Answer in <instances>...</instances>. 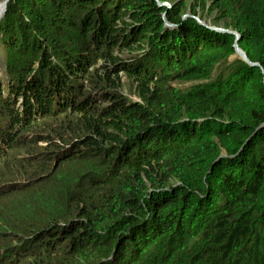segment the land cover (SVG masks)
Here are the masks:
<instances>
[{
    "label": "trees",
    "instance_id": "trees-1",
    "mask_svg": "<svg viewBox=\"0 0 264 264\" xmlns=\"http://www.w3.org/2000/svg\"><path fill=\"white\" fill-rule=\"evenodd\" d=\"M164 1L8 0L0 264H264V0Z\"/></svg>",
    "mask_w": 264,
    "mask_h": 264
},
{
    "label": "rangeland",
    "instance_id": "rangeland-1",
    "mask_svg": "<svg viewBox=\"0 0 264 264\" xmlns=\"http://www.w3.org/2000/svg\"><path fill=\"white\" fill-rule=\"evenodd\" d=\"M178 1H182V0H165L163 3L170 6L175 4ZM186 2V9L183 13V18L188 19L190 17L195 18L196 20H199V22L201 21V24L206 25L207 27L213 28L215 30L217 29H223L227 32L233 33L236 35V31L232 28V27H227L225 26L224 22L222 21H218L215 22L214 17L216 16L215 12H211L210 9L208 8H203L201 6H197L195 4L194 0H184ZM196 5V8L198 10V15L194 16L191 12V10L189 9L190 7H193ZM165 14H163L164 16ZM204 16L205 18L201 17ZM165 24H167V22H165ZM241 49V48H240ZM3 58H4V50H3V46L0 43V75H4L5 72V66H4V62H3ZM235 60H244L239 53L234 54L231 59L229 60V62L235 61ZM147 62V61H145ZM148 63V62H147ZM149 67H152L153 65L148 64ZM226 67V64H222L221 67H219L216 72L223 70ZM122 76V92L124 94V96H126L127 98L134 100V101H141V98L138 95V89H137V85L135 83H133L130 79H128V77H126L123 73ZM172 76H177L176 73H173ZM174 78H171L170 80H173ZM167 82V81H166ZM206 82V80H200V79H193V78H186L183 80H176L173 82H167V84L171 85L172 87L178 86L181 89L187 90L188 87L195 85V84H200ZM169 85H166L164 90H168ZM160 93H163L162 90H160ZM163 95V94H162ZM165 95V94H164ZM6 111H0V123H2L4 120L7 121L9 119V116L7 114V109H10V104H3ZM11 110V109H10ZM5 116L6 119H5ZM9 132H7L8 135ZM47 142L45 141H39L37 146L40 147H47ZM8 198H4L2 200H0V215L4 214V213H9L10 209L11 210H15L16 207L19 205L17 202V198L13 197V195H9L7 196Z\"/></svg>",
    "mask_w": 264,
    "mask_h": 264
},
{
    "label": "water",
    "instance_id": "water-1",
    "mask_svg": "<svg viewBox=\"0 0 264 264\" xmlns=\"http://www.w3.org/2000/svg\"><path fill=\"white\" fill-rule=\"evenodd\" d=\"M7 2H8V0H4L3 11H2V13H0V21L2 20L4 14H5L6 10H7ZM0 6H1V5H0ZM166 22H167V25H170V23H169L168 21H166ZM200 23H202V22L200 21ZM171 25H172V24H171ZM173 26H174V25H173ZM217 30H218V31H221V32H225V30H223V29H217ZM235 49H236V53H239L240 56L244 59V61L248 62V63L251 64V65H255V64H253V63L250 62V60H249L248 57H247V54H246L242 49H240V48L237 46V44L235 45Z\"/></svg>",
    "mask_w": 264,
    "mask_h": 264
},
{
    "label": "bare ground",
    "instance_id": "bare-ground-1",
    "mask_svg": "<svg viewBox=\"0 0 264 264\" xmlns=\"http://www.w3.org/2000/svg\"><path fill=\"white\" fill-rule=\"evenodd\" d=\"M3 7H4V1H3ZM3 7H2V9H1V12H0V13H2V11H3Z\"/></svg>",
    "mask_w": 264,
    "mask_h": 264
}]
</instances>
